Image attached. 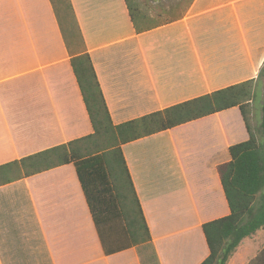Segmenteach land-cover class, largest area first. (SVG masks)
Returning <instances> with one entry per match:
<instances>
[{
    "label": "crops",
    "instance_id": "crops-1",
    "mask_svg": "<svg viewBox=\"0 0 264 264\" xmlns=\"http://www.w3.org/2000/svg\"><path fill=\"white\" fill-rule=\"evenodd\" d=\"M70 2L115 125L256 78L264 61V3L195 0L181 19L136 34L123 0ZM91 132L49 0H0V165ZM159 134L122 146L126 166L157 263L200 264L201 225L229 213L219 167L231 145L202 139L205 151L185 169L165 153L145 155ZM263 248L261 229L228 264ZM0 264L142 263L135 247L103 254L68 165L0 187Z\"/></svg>",
    "mask_w": 264,
    "mask_h": 264
},
{
    "label": "trees",
    "instance_id": "trees-1",
    "mask_svg": "<svg viewBox=\"0 0 264 264\" xmlns=\"http://www.w3.org/2000/svg\"><path fill=\"white\" fill-rule=\"evenodd\" d=\"M123 1L134 32L141 34L181 19L195 0H181L166 11H157L156 7L148 11L139 0ZM49 2L92 132L65 145L0 165V187L71 165L103 254L110 256L139 245L151 247L150 232L122 146L237 110L247 139L229 146L230 160L219 167V182L229 213L201 225L208 256L200 264H228L243 240L264 229V61L256 78L115 125L70 0ZM152 260L158 264L154 251ZM248 264H264V248Z\"/></svg>",
    "mask_w": 264,
    "mask_h": 264
},
{
    "label": "rangeland",
    "instance_id": "rangeland-1",
    "mask_svg": "<svg viewBox=\"0 0 264 264\" xmlns=\"http://www.w3.org/2000/svg\"><path fill=\"white\" fill-rule=\"evenodd\" d=\"M245 1L255 2V6L257 5L261 6L262 3H264L263 2L264 0L263 1L245 0ZM139 2H141L145 7V9L148 11L149 10L152 11V9L154 10L153 7L158 8L156 9L157 11L158 10L166 11L171 6L175 7V5L177 3L179 4L181 0H139ZM85 50L87 52L86 46H85ZM258 92H260V87H258ZM254 117L256 121L259 120V107H257L256 113H254ZM223 129L225 131L224 136L222 133ZM210 136H215L216 140L220 144H225V145H233L246 140L247 135L245 133L244 126L238 114V111L230 110L221 113L217 116H213L211 118H207L202 121L192 123L191 125H188L186 127H180L170 132H164L162 134H159L154 138H150V144L148 145V148H145V155L150 156L152 154L154 155V153L156 154L165 153L167 156L170 157V160L175 159L176 161L179 162L180 160H183L186 169L187 163L185 159L187 157L194 155L199 151L204 152L205 142L202 139L204 138L208 139ZM172 163L175 167L178 166L174 161ZM259 245L260 242H258L255 246L258 247ZM136 251L141 258L142 264H156V262L152 260L153 251H154V247L152 243H151V247H149V245H139L136 247Z\"/></svg>",
    "mask_w": 264,
    "mask_h": 264
}]
</instances>
